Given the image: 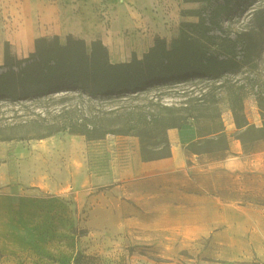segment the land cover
Masks as SVG:
<instances>
[{
  "label": "rangeland",
  "instance_id": "rangeland-1",
  "mask_svg": "<svg viewBox=\"0 0 264 264\" xmlns=\"http://www.w3.org/2000/svg\"><path fill=\"white\" fill-rule=\"evenodd\" d=\"M6 3L0 0V21L12 34L17 25ZM220 21L225 31L216 35L240 41L242 66L227 79L243 89L250 123L261 126L264 0H238ZM159 95L153 91L148 98ZM162 97L169 105L179 101ZM228 99L223 92L230 153L222 160L191 152L189 142L183 165L154 167L153 161L172 156L169 130L170 148L160 135L146 138L148 154L170 155L150 161L134 135L87 140L60 132L0 140V194L11 197L0 220V264H77L79 255L78 264H264V172L251 159L264 143L245 151ZM18 110L8 120L17 121V130L27 121ZM6 120L0 118V125ZM185 127L196 129L195 120ZM235 139L247 159L229 170L219 164L231 157Z\"/></svg>",
  "mask_w": 264,
  "mask_h": 264
},
{
  "label": "trees",
  "instance_id": "trees-1",
  "mask_svg": "<svg viewBox=\"0 0 264 264\" xmlns=\"http://www.w3.org/2000/svg\"><path fill=\"white\" fill-rule=\"evenodd\" d=\"M184 1L205 3L199 9L182 10L198 21H182L172 43L156 37L142 58L134 54L130 61L113 63L101 40L92 41L89 48L84 39L73 35L64 42L58 35L38 37L26 57H18L6 42L0 63V118L7 120L0 125V140L43 139L60 132L87 140L134 135L141 138L143 158L150 161L170 155L148 154V136H162L164 148H170L167 130L195 120L197 139L188 149L222 160L230 153L220 107L225 92L236 138L245 151L264 143V91L257 93L262 124L256 126L245 113L243 89L227 79L242 66L239 36L232 39L215 33L225 31L220 15L238 0ZM153 91L161 95L149 99ZM166 95L176 96L178 103H164ZM17 106L27 117L18 130L17 121H8L19 113Z\"/></svg>",
  "mask_w": 264,
  "mask_h": 264
},
{
  "label": "crops",
  "instance_id": "crops-1",
  "mask_svg": "<svg viewBox=\"0 0 264 264\" xmlns=\"http://www.w3.org/2000/svg\"><path fill=\"white\" fill-rule=\"evenodd\" d=\"M17 29L3 31L0 21V63L5 43L9 42L18 57H26L35 48V39L58 35L61 41L73 35L90 45L101 40L113 63L139 58L152 47L156 37L171 41L179 34L180 24L198 17L183 15L182 10L197 9L200 2L184 0H6ZM172 156L153 161L154 167L183 165L184 146L197 139L196 129L172 128L168 131ZM241 143H231V157L219 165L237 170L247 159ZM252 156V155H251ZM264 172V151L251 158ZM11 197L0 194V220L9 210Z\"/></svg>",
  "mask_w": 264,
  "mask_h": 264
}]
</instances>
